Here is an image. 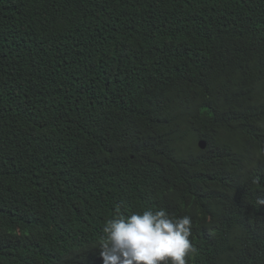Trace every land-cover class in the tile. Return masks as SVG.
Masks as SVG:
<instances>
[{
	"label": "trees",
	"instance_id": "16d2710c",
	"mask_svg": "<svg viewBox=\"0 0 264 264\" xmlns=\"http://www.w3.org/2000/svg\"><path fill=\"white\" fill-rule=\"evenodd\" d=\"M10 180L3 243L161 208L188 264H264V0H0Z\"/></svg>",
	"mask_w": 264,
	"mask_h": 264
},
{
	"label": "clouds",
	"instance_id": "9594fccd",
	"mask_svg": "<svg viewBox=\"0 0 264 264\" xmlns=\"http://www.w3.org/2000/svg\"><path fill=\"white\" fill-rule=\"evenodd\" d=\"M200 138L197 142L201 149ZM18 186L4 182L0 205L15 196ZM109 215L105 210L83 215L81 229H63L50 234L22 236L14 233L7 243L0 242L4 264H188L195 251L189 237V216L173 219L161 209ZM156 210V211H153ZM98 230L96 237L88 233Z\"/></svg>",
	"mask_w": 264,
	"mask_h": 264
},
{
	"label": "water",
	"instance_id": "95a60500",
	"mask_svg": "<svg viewBox=\"0 0 264 264\" xmlns=\"http://www.w3.org/2000/svg\"><path fill=\"white\" fill-rule=\"evenodd\" d=\"M200 145H201L202 147H206V146H207L206 141H205V140H201V141H200Z\"/></svg>",
	"mask_w": 264,
	"mask_h": 264
}]
</instances>
